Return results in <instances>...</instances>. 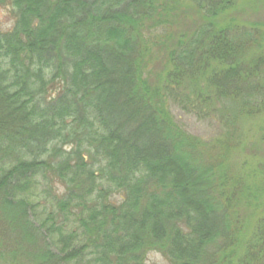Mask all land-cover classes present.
I'll list each match as a JSON object with an SVG mask.
<instances>
[{"label": "trees", "instance_id": "trees-1", "mask_svg": "<svg viewBox=\"0 0 264 264\" xmlns=\"http://www.w3.org/2000/svg\"><path fill=\"white\" fill-rule=\"evenodd\" d=\"M0 8V264H264V0Z\"/></svg>", "mask_w": 264, "mask_h": 264}, {"label": "rangeland", "instance_id": "rangeland-1", "mask_svg": "<svg viewBox=\"0 0 264 264\" xmlns=\"http://www.w3.org/2000/svg\"><path fill=\"white\" fill-rule=\"evenodd\" d=\"M258 17L261 19L264 18V12H259ZM12 25V20L10 19L6 10L0 8V30H6ZM183 123L188 126L189 131H191L195 135H199L201 137L207 138L209 135H213L215 133L216 128L220 126H216V124H210L207 122L198 123L194 121V119L190 117H182ZM243 129L245 131L246 137V145L248 149L246 150L245 155L251 156L255 155L257 158L252 157L254 163L263 162L264 161V114L260 119H257L254 122L243 123ZM236 162H240L241 158H235ZM146 260V264H165L163 258L155 253H150Z\"/></svg>", "mask_w": 264, "mask_h": 264}]
</instances>
